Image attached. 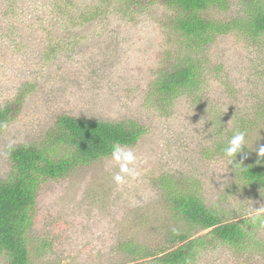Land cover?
Returning a JSON list of instances; mask_svg holds the SVG:
<instances>
[{
    "label": "rangeland",
    "instance_id": "374dc122",
    "mask_svg": "<svg viewBox=\"0 0 264 264\" xmlns=\"http://www.w3.org/2000/svg\"><path fill=\"white\" fill-rule=\"evenodd\" d=\"M100 1L0 0V108L21 96L0 125V179L11 169L8 149L46 138L60 114L145 127L135 145L38 185L25 235L32 264H158L123 248H163L166 233L183 228L165 206L161 176L253 222L240 248L194 230L201 245L192 264H264V188L234 173L236 160L264 158V35H218L201 55L200 92L162 113L146 102L154 71L177 50L159 26L162 8L129 18ZM239 1L229 0L227 14Z\"/></svg>",
    "mask_w": 264,
    "mask_h": 264
},
{
    "label": "trees",
    "instance_id": "16d2710c",
    "mask_svg": "<svg viewBox=\"0 0 264 264\" xmlns=\"http://www.w3.org/2000/svg\"><path fill=\"white\" fill-rule=\"evenodd\" d=\"M112 1L115 9L129 18L153 6L162 8L159 26L166 41L177 50L167 63L154 71L146 95V102L162 113L167 112L178 97H196L200 92L207 70L201 55L218 35L232 31L248 40L264 35V0H240L241 9L233 14H227L231 11L229 0ZM100 3L106 5L103 0ZM100 5L96 11L101 9ZM17 98L0 108V125L10 122L17 113L21 96ZM262 105L264 114V103ZM144 132L145 127L134 119L107 121L60 114L46 138L10 147L11 169L0 179V256L4 255L5 264H32L25 235L40 183L64 177L79 166L110 156L119 146H133ZM222 147L224 151L233 152L229 144ZM263 161L264 158L238 159L234 162V173L246 184L264 188ZM158 182L165 206L175 216L174 222L183 221L184 226L166 233L167 245L163 248L130 241L129 246L123 248L129 254L152 257L158 264H192L201 242L190 240L191 233L202 229H209L214 240L228 246L240 248L247 242L248 227L253 224L248 218H228L217 208L207 206L193 184L182 188L171 176H161Z\"/></svg>",
    "mask_w": 264,
    "mask_h": 264
}]
</instances>
